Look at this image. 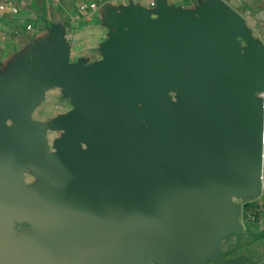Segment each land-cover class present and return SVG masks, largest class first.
Listing matches in <instances>:
<instances>
[{
  "label": "water",
  "instance_id": "95a60500",
  "mask_svg": "<svg viewBox=\"0 0 264 264\" xmlns=\"http://www.w3.org/2000/svg\"><path fill=\"white\" fill-rule=\"evenodd\" d=\"M101 58L62 32L0 72V264H241L262 190L264 47L220 0L109 11ZM48 87L73 108L31 118ZM35 181L27 185L25 172Z\"/></svg>",
  "mask_w": 264,
  "mask_h": 264
},
{
  "label": "crops",
  "instance_id": "0c3cea01",
  "mask_svg": "<svg viewBox=\"0 0 264 264\" xmlns=\"http://www.w3.org/2000/svg\"><path fill=\"white\" fill-rule=\"evenodd\" d=\"M156 1L0 0V72L22 60L40 43L50 40L54 29L64 35L69 62L82 60L88 64L99 60L100 47L109 33L105 25L109 11L120 12L128 5L151 8ZM158 1L172 7L192 8L205 0ZM220 1L243 17L252 36L264 47V0ZM245 257L246 261L241 264H257L253 256Z\"/></svg>",
  "mask_w": 264,
  "mask_h": 264
},
{
  "label": "rangeland",
  "instance_id": "374dc122",
  "mask_svg": "<svg viewBox=\"0 0 264 264\" xmlns=\"http://www.w3.org/2000/svg\"><path fill=\"white\" fill-rule=\"evenodd\" d=\"M73 108L70 100L61 94L60 88H46L34 110L31 118L46 125L45 138L51 147L55 138L61 131L50 127L49 123L59 115H63ZM35 177L26 171L24 182L32 184ZM264 184L261 193L251 201H243L234 198V202L240 205V223L242 225L239 234H231L221 241V248L227 257H239L251 255L256 258L257 264H264Z\"/></svg>",
  "mask_w": 264,
  "mask_h": 264
},
{
  "label": "built area",
  "instance_id": "2783aa9c",
  "mask_svg": "<svg viewBox=\"0 0 264 264\" xmlns=\"http://www.w3.org/2000/svg\"><path fill=\"white\" fill-rule=\"evenodd\" d=\"M51 1H59V0H51ZM90 6H91V7H94L95 5H94V4H91ZM152 6H153V4H152ZM263 17H264V14H263ZM258 95L262 98V100H263V102H264V92H261V93H259ZM263 184H264V153H263L262 186H263Z\"/></svg>",
  "mask_w": 264,
  "mask_h": 264
}]
</instances>
